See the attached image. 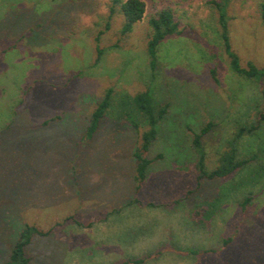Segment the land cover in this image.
<instances>
[{
  "label": "rangeland",
  "instance_id": "rangeland-1",
  "mask_svg": "<svg viewBox=\"0 0 264 264\" xmlns=\"http://www.w3.org/2000/svg\"><path fill=\"white\" fill-rule=\"evenodd\" d=\"M143 1V18L123 34L112 0H0V264L27 224L46 232L27 246L29 264H264V119L239 139L238 158L248 163L228 178L198 185L193 146L194 132L213 121L202 139L214 168L239 128L259 123L264 76L231 68L213 0ZM262 3L230 0L226 9L244 67H264ZM163 9L178 33L160 42L152 68L150 19ZM110 88V109L88 138ZM148 89L168 111L137 193L134 152L148 124L133 99ZM200 203L213 210L204 222Z\"/></svg>",
  "mask_w": 264,
  "mask_h": 264
},
{
  "label": "trees",
  "instance_id": "trees-1",
  "mask_svg": "<svg viewBox=\"0 0 264 264\" xmlns=\"http://www.w3.org/2000/svg\"><path fill=\"white\" fill-rule=\"evenodd\" d=\"M113 4L111 5V13L115 11V4L120 3L121 11L124 15V24L122 27V33L127 34L131 32L134 27V24L140 21L146 10V3L143 0H112ZM215 5L219 10V22L221 25V37L223 41V46L230 57V66L231 68L240 75H244L249 78L261 79L264 76V67H258L255 63L249 62L247 67H244L240 63V58L238 54L232 49L230 38L228 34V21L226 9L230 0H213ZM262 19L264 21V3H262ZM150 25L152 28V33L148 41V52L150 56V65L152 68H155L157 62V48L162 40L167 38L170 35L178 33V23L174 20V16L171 10L163 9L158 12V14L150 19ZM99 39V37H97ZM102 49L97 46L98 56L96 59L99 60L100 55L102 54ZM212 77L216 82L219 81L218 71L216 67L210 69ZM112 99V88L107 91L104 97L100 100L94 111L92 112L90 123L86 130V136L88 138H93L96 131L99 129L101 122L106 118V113L111 106ZM139 109L142 111L143 116L146 118L148 128L143 130L141 133V142L140 145L136 148L134 156L136 158V192L139 193L141 190L144 181L147 178L149 167L154 159L148 157V151L157 138L159 124L165 119L168 111V104H163L157 101L154 97V94L151 90H145L137 93L133 99ZM264 119V113L261 115V119L258 124L251 125H242L239 130L235 133L234 137L228 140V148L220 153L218 158L217 165L208 169L206 167L207 159V150L203 142V135L208 133L211 127L214 125L213 121H209L204 125L199 132H194L193 137V146L197 153V159L195 167L197 170V180L198 185L201 184L203 179L216 180V179H225L232 175L237 170L241 169L248 163V159H239L238 158V141L245 132H252L254 129L259 127L260 122ZM49 120L44 121V124L48 123ZM136 129L139 128V124L135 121H132ZM225 187L223 186V191ZM195 191V189L189 190L186 194L187 198L191 197L190 195ZM222 197V195H221ZM221 197H216L213 199L210 205L215 206L218 201L221 200ZM250 196L246 197L242 202V207L245 208L250 201ZM185 199V198H184ZM182 199H176L175 203H180ZM156 205V203H151ZM200 203L194 206V211L196 216L202 220L203 215L210 216L212 211L209 208H204ZM200 207H203L200 208ZM69 218H66L68 220ZM199 222V221H198ZM63 223H57L56 226L62 225ZM46 232L42 231L34 225L27 224L25 225L17 241L14 243L10 251V256L7 264H29L31 261V256L27 254V246L31 243L32 238L35 234L44 235ZM232 241L231 237L224 238V245L228 246ZM180 253L185 254L187 251H179ZM188 252L201 253L200 250H188ZM205 253L211 252L216 253L215 249H205ZM147 257L139 258H126L122 261H119L114 264H140L144 263Z\"/></svg>",
  "mask_w": 264,
  "mask_h": 264
}]
</instances>
